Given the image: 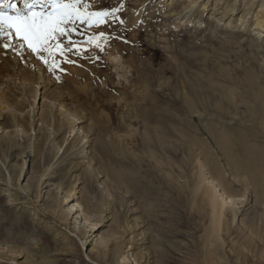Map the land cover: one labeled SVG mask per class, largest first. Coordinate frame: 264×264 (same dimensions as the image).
<instances>
[{
	"label": "rangeland",
	"instance_id": "374dc122",
	"mask_svg": "<svg viewBox=\"0 0 264 264\" xmlns=\"http://www.w3.org/2000/svg\"><path fill=\"white\" fill-rule=\"evenodd\" d=\"M133 1L82 0L107 15L68 24L63 55L44 53L47 65L0 40V264H264V214L248 192L236 196L235 218L226 206L209 256L206 206L190 192V132L175 110L183 77L202 74L216 87L206 122L254 144L258 131L227 98L264 85L259 52L206 13L196 24L199 8L164 21L166 0ZM138 11L145 21L131 23Z\"/></svg>",
	"mask_w": 264,
	"mask_h": 264
},
{
	"label": "bare ground",
	"instance_id": "6f19581e",
	"mask_svg": "<svg viewBox=\"0 0 264 264\" xmlns=\"http://www.w3.org/2000/svg\"><path fill=\"white\" fill-rule=\"evenodd\" d=\"M162 1L164 0H159L157 4ZM168 1L166 0V5L163 11L160 12L164 21L179 20L182 16L190 18L193 12L199 8V14L195 19L196 24H202V17L206 13L210 15L209 17L214 18H212L213 20L210 18V22L213 21L217 29L230 30V32L235 33L237 31V35L246 36L241 38L240 42L244 43L245 40H248L249 44L259 52L261 65L264 68V0H215L214 3L212 0ZM177 1L184 2L176 6ZM16 2L18 7H22L19 0H16ZM141 2L143 1L134 0L130 4H141ZM156 10L157 7L147 8L145 18L150 13L154 14ZM250 13H253L250 28L245 29ZM145 18L138 11L130 19V22L145 21ZM26 58L28 61L29 58ZM203 60H207V58L204 57ZM222 71L224 69H221ZM253 86L254 89L250 90L248 99H243L241 96L235 99L231 96L227 100L235 106H242L243 113L248 117V124L255 126L259 133V139L254 144L250 143L247 135L239 129L227 127V124L218 129L214 124L206 122L211 116L207 110L212 108L210 101L216 96V87L214 84L204 81L202 74L191 79H188L186 75L183 77L184 92L178 94L176 101L175 110L190 132L186 139V147L195 161L190 192L193 196L201 193L206 206L208 238L211 242L209 256L219 245V231L225 219L224 211L227 205H230L232 217L235 218L237 210H235L234 205L239 204L237 198L248 192L254 198H260L261 213L264 214V85L259 86L253 82ZM32 91L33 96L38 92L36 88H33ZM7 99L6 101H8ZM15 102H12V104L14 105ZM46 106L41 102L40 121H44V118L47 119L51 116ZM200 133L207 134L205 140L199 136ZM149 135L151 136V134ZM145 140H147V137H145ZM199 147L201 149H198ZM216 150L224 159L226 168L217 163L214 156V153L217 154ZM209 162L213 164V167L208 168ZM226 169L228 173L225 171ZM206 180H208V184L204 183ZM235 185H239L241 189L240 192L235 190L237 194L233 190ZM236 196L238 197L236 198ZM81 206L79 200H75L72 203L71 211L81 213Z\"/></svg>",
	"mask_w": 264,
	"mask_h": 264
},
{
	"label": "snow or ice",
	"instance_id": "6c2138e0",
	"mask_svg": "<svg viewBox=\"0 0 264 264\" xmlns=\"http://www.w3.org/2000/svg\"><path fill=\"white\" fill-rule=\"evenodd\" d=\"M0 0V40L3 47H12V41L25 45L44 64L49 60L43 55L54 57L56 52L63 55V45L59 38L68 35L67 25L80 21L89 25L102 23L107 15L102 12H90L82 0ZM104 34L101 33L102 37ZM98 39V38H96ZM52 66H56L55 59Z\"/></svg>",
	"mask_w": 264,
	"mask_h": 264
}]
</instances>
